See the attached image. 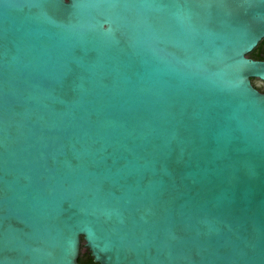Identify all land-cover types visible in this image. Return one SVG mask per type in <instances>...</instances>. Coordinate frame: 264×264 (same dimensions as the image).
<instances>
[{
  "label": "water",
  "instance_id": "water-1",
  "mask_svg": "<svg viewBox=\"0 0 264 264\" xmlns=\"http://www.w3.org/2000/svg\"><path fill=\"white\" fill-rule=\"evenodd\" d=\"M262 39L264 0H0V264H264Z\"/></svg>",
  "mask_w": 264,
  "mask_h": 264
},
{
  "label": "trees",
  "instance_id": "trees-1",
  "mask_svg": "<svg viewBox=\"0 0 264 264\" xmlns=\"http://www.w3.org/2000/svg\"><path fill=\"white\" fill-rule=\"evenodd\" d=\"M264 39H262L257 46L249 53V56L254 59H264ZM254 85L257 83V79H252ZM259 90H261V85L256 86ZM264 90V89H262ZM81 252L78 256V262L81 264H93L92 256L90 255L89 250L84 247L83 240H81Z\"/></svg>",
  "mask_w": 264,
  "mask_h": 264
},
{
  "label": "flooded vegetation",
  "instance_id": "flooded-vegetation-1",
  "mask_svg": "<svg viewBox=\"0 0 264 264\" xmlns=\"http://www.w3.org/2000/svg\"><path fill=\"white\" fill-rule=\"evenodd\" d=\"M262 89H264V87H263V86H261V90H262Z\"/></svg>",
  "mask_w": 264,
  "mask_h": 264
}]
</instances>
